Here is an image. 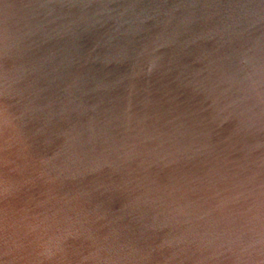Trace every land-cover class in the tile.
Here are the masks:
<instances>
[{"label": "water", "instance_id": "water-1", "mask_svg": "<svg viewBox=\"0 0 264 264\" xmlns=\"http://www.w3.org/2000/svg\"><path fill=\"white\" fill-rule=\"evenodd\" d=\"M0 264H264V0H0Z\"/></svg>", "mask_w": 264, "mask_h": 264}]
</instances>
